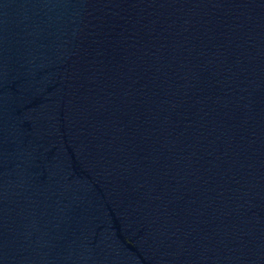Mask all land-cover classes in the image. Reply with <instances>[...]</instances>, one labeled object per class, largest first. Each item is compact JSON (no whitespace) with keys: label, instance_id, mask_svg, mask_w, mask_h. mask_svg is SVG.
Segmentation results:
<instances>
[{"label":"water","instance_id":"95a60500","mask_svg":"<svg viewBox=\"0 0 264 264\" xmlns=\"http://www.w3.org/2000/svg\"><path fill=\"white\" fill-rule=\"evenodd\" d=\"M0 264H264V0H0Z\"/></svg>","mask_w":264,"mask_h":264}]
</instances>
